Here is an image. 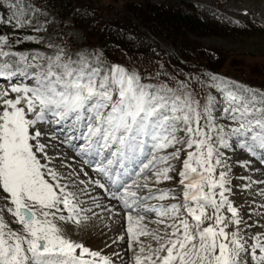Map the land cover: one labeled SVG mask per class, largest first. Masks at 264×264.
<instances>
[{"label": "snow or ice", "instance_id": "6c2138e0", "mask_svg": "<svg viewBox=\"0 0 264 264\" xmlns=\"http://www.w3.org/2000/svg\"><path fill=\"white\" fill-rule=\"evenodd\" d=\"M0 8L11 13L0 25L17 30L40 15L26 0H0ZM4 47L13 44L0 34V78L11 81L0 89V264H115L62 226L82 228L102 206L83 180L51 166L43 141L53 136L105 181L89 184L127 210L118 240L127 242L134 264H264V231L249 233L253 226L230 198L226 158V150H240L264 163V91L210 74L196 92L160 73L145 83L149 77L99 55L73 60L62 49L42 56ZM238 163L247 168L251 161ZM149 173L156 184L176 181L180 190L153 191L139 179ZM166 199L177 202L148 204ZM147 213L163 232L148 229ZM149 236L155 247L141 239Z\"/></svg>", "mask_w": 264, "mask_h": 264}, {"label": "rangeland", "instance_id": "374dc122", "mask_svg": "<svg viewBox=\"0 0 264 264\" xmlns=\"http://www.w3.org/2000/svg\"><path fill=\"white\" fill-rule=\"evenodd\" d=\"M26 3L39 8L40 15L34 18L32 24L23 29L17 30L10 25H0V34L8 36L9 42L13 44L12 49L4 47L5 51L11 50L29 55L53 56L62 49L65 56L71 57L73 60L78 59L83 54L90 59H94L95 56L99 55L102 60L107 62L104 58V50L99 40L100 33L98 31L96 33L92 32L89 35L88 32L76 26L71 19L63 20L53 10L41 8V6L34 2L32 3L30 0H26ZM82 4L84 9L89 11V15L93 17L96 25H101L98 28L100 30L104 26L109 25L110 20H120L122 16L131 14L136 10L143 13L146 5L167 6L175 4L180 7L189 4L195 5L202 12L201 17L205 21L216 24L213 26L217 27V29L213 35H188L187 38L203 47L210 48L222 58L223 62H217L218 66L216 68H211V63L208 69L206 67L201 68L203 66H200L201 71L194 76H186L185 81L196 92H201V85L204 81L207 80L210 74H215L234 81L239 85L264 91L262 89L264 88V0H82ZM10 14L7 9L0 8V16ZM250 24L259 25L260 29L246 30ZM33 29H39V31ZM28 37H31V39H28ZM17 41L19 43H16ZM3 59L6 58H0V61ZM121 65L129 70L139 72L136 67L125 64ZM144 82L154 83L150 79H145ZM8 86V83H1L0 89H5ZM209 90L214 95L216 94L214 90ZM12 95L14 96V94ZM61 138L63 139L60 136V140H57L53 136V138L43 141L48 145L46 151L52 158L51 166L66 177L72 174L73 179L77 182L83 180L85 184L81 187L86 186L87 191L91 196L96 197L97 203L102 206L100 209H95L97 215L87 222L86 228L81 230V233L80 231L72 230L75 227L74 225L68 224L62 226L72 239L83 242L93 250H102L103 253L105 252L104 254L118 261V264L121 262L126 263L127 252H129L130 257L128 261L130 263L128 264H133V251L128 250L126 241L118 240L119 236L125 235V230L119 226L124 224V217L122 215L123 212L116 206L117 200L111 197L108 198L105 195L106 191L104 192L103 189L95 187V184H89L92 177L77 164L74 158V156L80 159L82 157L73 148H64ZM69 153L74 156H71ZM226 158L231 166V176L233 177V193L230 198L241 210L245 223L253 226L247 229L249 233L264 231V194H262L264 193V183H257L258 181H264V163L240 150H236L235 152L226 150ZM244 159L251 161L247 168L241 167L238 163V161ZM175 166L179 169L180 164L176 163ZM86 167L89 171L91 170V172L96 174L88 165ZM87 176L91 179H87ZM148 176L149 179L147 181L143 177L139 179L141 183L147 182L153 191L161 188L180 190L177 188L176 181L156 184L151 173ZM241 177L250 179H241ZM96 179L99 178L97 177ZM244 185H248V187L245 188ZM147 192L148 190L144 189L139 192V195H146ZM175 202L177 201L172 199L164 201L149 200L148 204L158 206L161 203L167 205ZM91 203V200H89L88 204L91 205ZM0 207H3L2 202H0ZM109 208L113 211H106ZM209 211L211 210L209 209ZM133 212L135 213V211ZM6 219L11 221L12 218L6 216ZM157 219L159 218L155 214L147 213L144 223L149 230L158 229L163 232L164 226L154 222ZM13 227L18 226L13 225ZM141 239L145 242V245L151 244L153 247L156 246L155 241L150 236L141 237ZM113 240L117 242L113 244ZM106 244L110 246L105 247ZM135 251L138 253L139 248L137 247ZM114 253H118L119 255H114Z\"/></svg>", "mask_w": 264, "mask_h": 264}, {"label": "trees", "instance_id": "16d2710c", "mask_svg": "<svg viewBox=\"0 0 264 264\" xmlns=\"http://www.w3.org/2000/svg\"><path fill=\"white\" fill-rule=\"evenodd\" d=\"M30 1L53 10L63 20L71 19L89 35L98 31L108 62L134 65L142 76L153 81L158 73L162 80L169 77L186 80V76L196 75L201 68L208 69L210 63L211 68H216L217 62H223L213 50L187 38L188 35H213L217 29L213 26L216 24L201 17L199 8L192 4L146 5L143 13L136 10L120 20H110L109 25L100 30L101 25H96L82 0ZM251 29L257 30L260 26L250 24L246 28Z\"/></svg>", "mask_w": 264, "mask_h": 264}, {"label": "bare ground", "instance_id": "6f19581e", "mask_svg": "<svg viewBox=\"0 0 264 264\" xmlns=\"http://www.w3.org/2000/svg\"><path fill=\"white\" fill-rule=\"evenodd\" d=\"M1 79V81H0V84L1 83H8V85L11 83V82H8V81H5V79L4 78H0ZM3 80V81H2ZM17 82H19V79L17 78ZM56 135H58V134H56ZM54 138H55V136H54ZM58 140V139H57ZM59 140H60V137H59ZM61 140H62V138H61ZM63 144V146H64V148H68V149H70V147L67 145V144H64V143H62ZM70 154V153H69ZM71 155V154H70ZM73 155V154H72ZM71 155V156H72ZM74 156V155H73ZM81 157V156H80ZM74 158L76 159V161H77V164H79L80 165V167H82L83 169H84V171L85 172H87V174L88 175H90L91 177H92V180H94V179H96L97 177L100 179V177L99 176H97L96 174H94L93 172H91V170L89 171V169L86 167L87 166V164H85L84 163V161L82 160V158L80 159V158H77L76 156H74ZM88 178H90V177H88L87 176V179ZM91 179V178H90ZM103 179H101V181H102ZM104 181V180H103ZM102 181V182H103ZM92 185V184H91ZM95 187H96V185H95ZM97 190V189H96ZM105 192V191H104ZM108 198H110L111 196L108 194V192H106V194H105ZM116 206L118 207V208H120L119 210H121L123 213H125L127 210L126 209H123V207H122V204L119 202V201H116ZM115 206V207H116ZM114 209H116V208H114ZM122 213V215H123V217H124V224H122V226L121 225H119L120 226V228L121 229H123V230H125V228H126V219H125V216H124V214ZM135 213L133 212V215H134ZM124 226V228H122ZM71 227V226H70ZM103 227V226H102ZM84 228H86V226H84V227H82V228H77V227H74V228H72V230L74 231H80V233H81V230H84ZM109 229V228H108ZM119 230V229H118ZM86 231V230H85ZM145 243V242H144ZM119 244H121V243H119ZM112 245V244H111ZM123 248H124V246H122ZM122 251V250H121ZM119 252V251H118ZM105 253V252H104ZM107 255V254H106ZM109 256V255H108ZM110 257V256H109ZM130 257V254H129V252H127V260H126V263L125 262H121L120 264H128V263H130L129 261H128V258ZM111 258V257H110ZM125 258V257H124ZM121 259V258H120ZM114 260V259H113ZM115 261V264H118V261H116V260H114ZM134 264V263H133Z\"/></svg>", "mask_w": 264, "mask_h": 264}]
</instances>
